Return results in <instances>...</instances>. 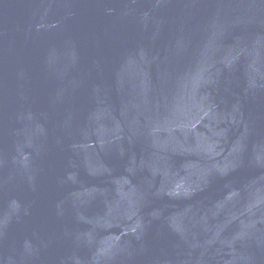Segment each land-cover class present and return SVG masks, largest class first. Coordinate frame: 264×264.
Wrapping results in <instances>:
<instances>
[{"label":"water","instance_id":"obj_1","mask_svg":"<svg viewBox=\"0 0 264 264\" xmlns=\"http://www.w3.org/2000/svg\"><path fill=\"white\" fill-rule=\"evenodd\" d=\"M0 264H264V0H0Z\"/></svg>","mask_w":264,"mask_h":264}]
</instances>
